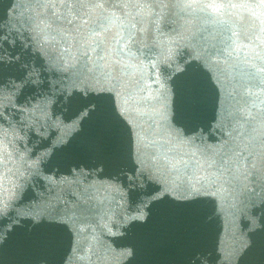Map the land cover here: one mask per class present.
I'll list each match as a JSON object with an SVG mask.
<instances>
[{
  "label": "snow or ice",
  "instance_id": "obj_1",
  "mask_svg": "<svg viewBox=\"0 0 264 264\" xmlns=\"http://www.w3.org/2000/svg\"><path fill=\"white\" fill-rule=\"evenodd\" d=\"M261 3L264 4V0H261ZM179 4L187 15L199 17L205 25L220 29L222 34L227 33L222 41L223 48L217 52V56L222 51L225 71L232 80L238 78L243 86L255 85L256 82L264 85V48L256 51L252 44H244L240 38L242 32L247 35L249 30L257 29L259 34L256 39L264 45V11H256L249 0H179ZM41 6L45 10L52 9L51 14L40 20L37 25L45 41L49 37L56 39V36L52 35L54 32L70 45L77 42L81 48H87L95 54L94 60L89 57L92 63L90 70L98 71L100 77L118 92L121 88H126V85L122 83V78H118L110 70L108 61L112 57L121 58L117 61L121 67V77L140 72L142 79L139 65L123 62L125 35L130 34L135 28V23L128 19L130 14L121 17L109 11L105 7V0H41ZM127 6L125 4V7ZM113 29L117 32V38L115 43L106 49L104 34ZM68 50L70 49H66ZM88 51L83 54L87 55ZM137 84H140L139 80ZM144 91L145 89L141 87L138 91L121 92L120 108L121 116H124L130 125H136L139 129L138 142L148 146L154 142L148 139L139 121L147 115L141 103L152 99V96L151 93L147 96L141 95ZM5 137L6 133H0V165L11 157L7 152ZM3 196V185L0 183V204L4 203Z\"/></svg>",
  "mask_w": 264,
  "mask_h": 264
}]
</instances>
